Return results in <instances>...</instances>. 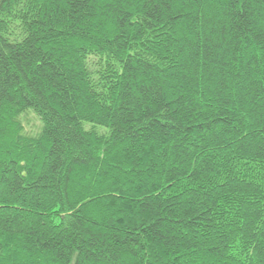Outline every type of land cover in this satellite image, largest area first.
<instances>
[{"label": "trees", "instance_id": "trees-1", "mask_svg": "<svg viewBox=\"0 0 264 264\" xmlns=\"http://www.w3.org/2000/svg\"><path fill=\"white\" fill-rule=\"evenodd\" d=\"M0 264H264V0H0Z\"/></svg>", "mask_w": 264, "mask_h": 264}, {"label": "rangeland", "instance_id": "rangeland-1", "mask_svg": "<svg viewBox=\"0 0 264 264\" xmlns=\"http://www.w3.org/2000/svg\"><path fill=\"white\" fill-rule=\"evenodd\" d=\"M27 119H28V121L26 122V126L30 130H33L34 127H37L38 125H40V122H39L38 118L33 113H30L27 116Z\"/></svg>", "mask_w": 264, "mask_h": 264}]
</instances>
